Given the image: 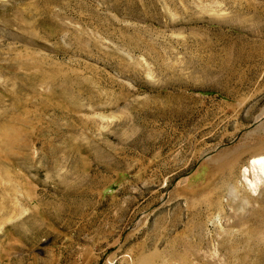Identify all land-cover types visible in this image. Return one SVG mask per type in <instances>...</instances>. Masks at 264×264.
Instances as JSON below:
<instances>
[{"label": "rangeland", "instance_id": "obj_1", "mask_svg": "<svg viewBox=\"0 0 264 264\" xmlns=\"http://www.w3.org/2000/svg\"><path fill=\"white\" fill-rule=\"evenodd\" d=\"M264 0H0V264H264Z\"/></svg>", "mask_w": 264, "mask_h": 264}, {"label": "bare ground", "instance_id": "obj_2", "mask_svg": "<svg viewBox=\"0 0 264 264\" xmlns=\"http://www.w3.org/2000/svg\"><path fill=\"white\" fill-rule=\"evenodd\" d=\"M252 166L259 168L263 175H264V155L263 156H258V158L254 159L252 161Z\"/></svg>", "mask_w": 264, "mask_h": 264}]
</instances>
